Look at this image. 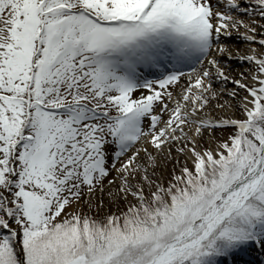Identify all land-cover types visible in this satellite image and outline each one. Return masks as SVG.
I'll use <instances>...</instances> for the list:
<instances>
[{
    "label": "snow or ice",
    "instance_id": "6c2138e0",
    "mask_svg": "<svg viewBox=\"0 0 264 264\" xmlns=\"http://www.w3.org/2000/svg\"><path fill=\"white\" fill-rule=\"evenodd\" d=\"M0 264H264V0H0Z\"/></svg>",
    "mask_w": 264,
    "mask_h": 264
},
{
    "label": "bare ground",
    "instance_id": "6f19581e",
    "mask_svg": "<svg viewBox=\"0 0 264 264\" xmlns=\"http://www.w3.org/2000/svg\"><path fill=\"white\" fill-rule=\"evenodd\" d=\"M232 43H236L235 41H232ZM231 63V69L230 71L233 72V74L235 73V71H239V70H242V68L244 67H247V65H244V64H238V63ZM232 85H228V87H231Z\"/></svg>",
    "mask_w": 264,
    "mask_h": 264
},
{
    "label": "rangeland",
    "instance_id": "374dc122",
    "mask_svg": "<svg viewBox=\"0 0 264 264\" xmlns=\"http://www.w3.org/2000/svg\"><path fill=\"white\" fill-rule=\"evenodd\" d=\"M244 68H246V67H244ZM243 69V68H242Z\"/></svg>",
    "mask_w": 264,
    "mask_h": 264
}]
</instances>
